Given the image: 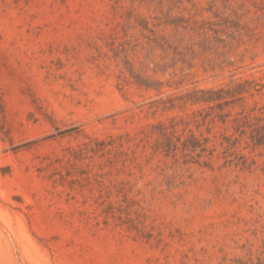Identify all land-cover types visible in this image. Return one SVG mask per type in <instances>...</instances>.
Wrapping results in <instances>:
<instances>
[{"label": "rangeland", "instance_id": "rangeland-1", "mask_svg": "<svg viewBox=\"0 0 264 264\" xmlns=\"http://www.w3.org/2000/svg\"><path fill=\"white\" fill-rule=\"evenodd\" d=\"M0 264H264V0H0Z\"/></svg>", "mask_w": 264, "mask_h": 264}, {"label": "trees", "instance_id": "trees-1", "mask_svg": "<svg viewBox=\"0 0 264 264\" xmlns=\"http://www.w3.org/2000/svg\"><path fill=\"white\" fill-rule=\"evenodd\" d=\"M149 86V85H147ZM241 90H236V89H227L224 90L223 88L219 89H213V88H208V89H197L193 90L185 95H181L178 97L179 100H182L183 102L190 101L192 104H198V103H214L215 106L217 107H222L223 104H227L228 101H223L221 100L225 96H230L232 97L235 93H240ZM212 108V106H209ZM235 121H238V119H234ZM223 121V120H222ZM225 141H227L228 146L230 145L228 142V138L225 136L222 137ZM222 143V142H221ZM258 143V142H257ZM201 144L198 139H196L193 135H191L189 138H186L185 140L182 141V149L183 150H191L194 151L197 147H199ZM171 146V141L168 136L165 134H162L161 139H157L155 148H162L165 150H168L169 147Z\"/></svg>", "mask_w": 264, "mask_h": 264}]
</instances>
